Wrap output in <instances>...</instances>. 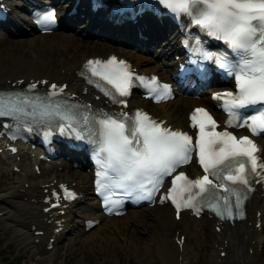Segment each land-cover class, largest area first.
I'll list each match as a JSON object with an SVG mask.
<instances>
[{
    "label": "snow or ice",
    "instance_id": "6c2138e0",
    "mask_svg": "<svg viewBox=\"0 0 264 264\" xmlns=\"http://www.w3.org/2000/svg\"><path fill=\"white\" fill-rule=\"evenodd\" d=\"M158 3L177 20L182 19L181 14L186 15L188 27L197 25L209 37L222 40L237 57L233 62L226 52L205 51L198 37L186 40L190 51L212 61L235 79V92L214 95V99H224L227 126L247 127L253 135L264 134V0H158ZM36 23L54 26L56 13L49 10L38 16ZM86 73H91V77L86 76L89 83H94L92 77H98L111 85L114 92L96 84L115 104L127 106L119 97L130 94L134 80L145 84L157 102L171 93L169 85L161 84L155 76H139L126 61L115 56L106 61L89 59L81 74ZM37 83L23 91L0 90V118L9 117L17 122L30 118L36 125L48 121L51 129L58 127L61 133L71 129L77 139L88 140L94 146V158L99 166L97 190L101 194L105 190L122 189L125 195L135 196L137 200H152L165 184V178L172 177L171 187L160 200H171L178 217L181 208H191L198 214L201 206H208L224 219L225 214L227 218L233 217V207L236 215H243L242 204L247 197L242 193L244 189L252 190L251 175L264 179L261 155L264 146L248 135L237 137L227 130L217 131L216 120L204 108H196L190 116L191 126L198 129L193 142V136L187 132L172 130L143 111L137 110L132 115L93 111L90 106L70 103L62 86L53 83L50 91L41 93L37 91ZM249 106L255 114L245 116L239 111ZM28 130L34 129L30 125ZM50 134L45 132V137ZM194 150L204 175L189 179L179 172L173 176L178 168L192 161ZM232 197H235L234 205ZM65 198H74V194L65 190ZM104 199L106 207L109 202L112 204L109 212L119 203L109 201V196Z\"/></svg>",
    "mask_w": 264,
    "mask_h": 264
},
{
    "label": "bare ground",
    "instance_id": "6f19581e",
    "mask_svg": "<svg viewBox=\"0 0 264 264\" xmlns=\"http://www.w3.org/2000/svg\"><path fill=\"white\" fill-rule=\"evenodd\" d=\"M92 28H95L96 31L93 32ZM15 32L17 33L16 36L10 34L12 36L7 35L1 39L0 81L7 78H17L19 77L17 75H26V77L55 76L56 78L65 80L72 77L73 69L77 68L80 61L88 54L104 56L112 51L125 55L128 60L133 62V65L144 72L153 71L166 74L167 72H171L170 62L172 61V54L177 53L176 46L166 39L161 49L154 51L151 56L145 55L140 52L137 40L134 39L130 45L125 46L120 39L123 33H119L117 37H114L113 34L107 35L105 28L99 25L89 26L86 22L75 25L68 32H52L50 34L33 32L31 35L19 31V29H16ZM53 57H57V60L54 65H51L50 59ZM163 61L165 64L161 65ZM59 62L65 64V66L63 65L59 68ZM152 62L154 64L150 65ZM61 68L65 70L63 75L58 73ZM182 92L183 100L179 101V98L176 97L172 107L165 104L153 105L140 98H137V101L140 106L146 109L152 110L155 108L158 110L155 115L167 119L174 126H182L187 122L186 112L193 104H208V94L205 89L201 91L202 94L198 95L194 94V88L186 89ZM49 170L53 172V175L44 173L46 174L45 178L38 179L35 183L47 182L50 178L59 176L61 179L67 178L77 183L80 182L81 188L85 190V193H89L91 176L86 172L70 167L64 169V164H62L61 173L54 170V167H49ZM24 182H27L24 178L18 180V184ZM18 184L13 186L14 201L9 200L5 196L0 198L1 204H7V206H3L4 209H9L13 212L12 214H9L10 212L8 213L7 211L4 212L3 216H0V221L6 226H8L7 224L14 223L18 227L21 226V228L22 225L25 228L26 226L28 227L24 231L25 233L21 232V229L18 227H15L14 231L23 234L20 240L22 246L29 248V250L32 249L31 254L33 258H36L37 263H39L42 260L41 258H44L43 255H46L45 257L48 258L53 256L52 252H54L55 247L51 251L45 252L42 240L44 238L39 236H37L40 238L39 242L37 244L34 243L35 237L32 236V231L29 230L28 224L29 222H36L34 220L35 209H33L32 204L22 200V196L17 191ZM27 191L31 192V187ZM23 195L27 194L24 193ZM10 202H12V207L9 205ZM78 207H83V210L78 215L81 216V221L85 216L97 212V205L94 201H91L89 205L86 203L83 205L79 204ZM249 207L247 221H252V225L239 223L234 226L225 227V233L221 237L226 240V246L223 247L226 255L219 262L217 261L219 249L217 250L215 245L222 244H217L212 227L209 228L205 222L206 218L202 217L198 221L191 220L188 217L185 218L183 215L177 223L173 219L172 210L167 206L129 209L121 217H101L99 226L90 229L88 232L77 229L68 247L72 249L66 256L68 257L69 254L74 253L75 255L77 254L78 262L83 261L84 263L95 264V258L91 262L86 261L90 257H94L95 254L93 255L92 252L97 248L103 256L102 259L99 258L100 262L98 264H112V262L115 264L122 250L117 252V249H112L108 247L110 245L106 246L105 243L111 244L115 242L116 248L121 247L118 242L119 240H117L119 238L125 242L126 245L124 247L128 254L148 259L156 258L163 264H185L189 252L186 241L182 249H179L169 239L171 233L174 234L176 230H179L187 237L194 236L196 240L200 239L202 235L207 236L210 248L206 264H229V261H231L230 264H264V195L262 197L251 198ZM255 210H259L262 213L261 225L263 229L261 232H257L253 228ZM0 211L3 212V209L0 208ZM17 212L19 213L17 214ZM74 213L76 212L72 210L70 215ZM4 217L8 218L9 222L5 221ZM190 221H192L190 224L191 228H193L188 231L186 226ZM71 222L72 220H70L69 224L72 229L73 224ZM196 227H199V232L194 231ZM199 239L197 241L201 244ZM160 240L161 242H159ZM260 243L262 245L258 248ZM248 249H252V252L250 253ZM191 251L196 255V251L193 248ZM110 258L112 259L111 262L109 261Z\"/></svg>",
    "mask_w": 264,
    "mask_h": 264
},
{
    "label": "rangeland",
    "instance_id": "374dc122",
    "mask_svg": "<svg viewBox=\"0 0 264 264\" xmlns=\"http://www.w3.org/2000/svg\"><path fill=\"white\" fill-rule=\"evenodd\" d=\"M59 31H61V30H59ZM59 31H56V32H59ZM5 35H6V33L0 32V44H1V38H3ZM0 49H1V45H0ZM54 64H55V62L52 63L51 65H54ZM63 65L65 66V64H62L60 62L58 63V67H60V66L62 67ZM16 178H17L16 176L8 173L7 171H5L3 174L0 173V198H3L5 196V197L9 198V200L14 201V198L12 197V195L10 193L13 192V190H14L13 186L16 185V183H17ZM8 194H10L11 197H9ZM89 201L90 200H88L87 202H89ZM3 206H7V204L6 203L5 204L0 203V208L3 209V212L7 211L8 213L10 212L9 214L13 213L12 210L4 209ZM80 211H81V209H76V214L79 215ZM0 212H2V211H0ZM19 212H17V214ZM76 219L79 220L81 218H79L78 216L74 217V224L77 225V222L79 224L80 221H75ZM7 225L8 226L3 225L0 221V264H80V263L81 264H89V263H84L83 261H79L80 262L79 263L77 256H76L77 254L76 255L74 253L69 254L68 255L69 258L66 256L67 253H69V251L72 249V248L69 249L68 247L70 245L71 238L75 235L76 229H74L72 231V233L67 236V238L63 239L60 242V244H58L57 249L54 251V255L50 256V258L54 259L53 262L50 260L43 262V258H41L42 260H40V262L37 263L36 258H33L32 254H31L32 249L29 250V248L23 247L21 242H20L23 234H19V233L14 231V228L15 227L17 228L18 226H16L14 223L10 224L12 226H10L9 224H7ZM18 228L21 229V232H24L26 230V228L23 226H22V228H21V226H19ZM78 228H79V225H78ZM196 230H197V228H196ZM117 240H119L118 242L121 245V247L116 248L115 242H112L111 244L105 243L106 246L110 245L108 247H110L112 249H117V252L119 250H122L121 255L119 257L117 256L118 260H116L115 264L117 262H118L117 264H163L160 261H158L156 258H149L148 259V258H143V257L137 256V255L126 253V248L124 247L126 244L123 241V239L118 238ZM196 242H197V244H196ZM201 244L202 245H198V241H195V239H193V237L190 238L189 245L187 246V248L189 249V252H188V257L185 261V264H206V260L208 259V251L210 248V246H209L210 242L208 241V238L206 237V235L205 236L203 235L201 237ZM193 247L196 249V255H194V252L191 251V249ZM198 247H200V249H197ZM96 249H95V251L97 253L95 251H93L92 254L93 255L95 254L97 256L94 255L93 258L90 257L89 260L86 262H91L94 258L96 260V262L94 261L95 264H98L100 262L99 258L102 259L103 256L100 254L101 251H99V249H97V250ZM72 252H73V250H72ZM206 253H207V255H206ZM97 257H98V260H97ZM111 260L112 259L110 258L109 261L111 262ZM112 264H114V263L112 262Z\"/></svg>",
    "mask_w": 264,
    "mask_h": 264
}]
</instances>
